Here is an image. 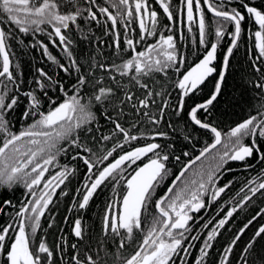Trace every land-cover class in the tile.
Listing matches in <instances>:
<instances>
[{
	"label": "snow or ice",
	"instance_id": "obj_1",
	"mask_svg": "<svg viewBox=\"0 0 264 264\" xmlns=\"http://www.w3.org/2000/svg\"><path fill=\"white\" fill-rule=\"evenodd\" d=\"M106 2L108 6L98 3L97 0H0V16L6 18L0 19V193H11L17 187H22L26 190L27 201H22L19 209L11 214L5 213V209L8 206L15 208L13 201H0V214L9 217L8 223L0 224V264H53L57 258L61 264H187L186 257L192 245L186 246L185 241L189 236L192 240L199 238L191 235L189 222L193 221L194 217L190 213H198L207 207L201 199L202 190H206V185L214 182L216 172L229 161L264 162V0L259 4L253 3L252 0H203V4L201 0H179V6L175 8L172 0H152V3L150 0ZM233 3L236 6L230 7ZM154 4L162 9V14L156 10ZM110 8L115 9V14ZM101 17L105 19L102 20ZM165 18L168 24H163ZM93 22L104 29L105 35L113 37L112 46L116 50L117 59H121L120 54L126 51H131L132 57L122 60L121 63L112 61L107 64L91 57L81 64L73 55L74 41L70 33L75 30L81 34L82 39L87 40L89 37L84 33L81 24L91 25ZM109 22L111 27H108ZM213 22L215 29L210 32ZM134 23L138 24V33L132 27ZM193 23L198 30L196 42L203 47L204 52L202 58L190 64L181 73L187 62V55L178 45V40L185 39L183 28L186 27L189 33L192 32ZM248 24H255L256 30H251ZM8 25L15 26L24 35L46 33L54 46L62 47L69 60L68 66L60 63L51 54L48 45L41 41L31 44L30 47H39L47 60L57 65L65 74H78L74 82L66 88L61 81L49 76L43 68L37 69L36 88L24 91L22 95L29 101L28 109L24 113L25 119L29 116H39V119L15 132L12 130L9 116L18 106L23 74L19 64H14L10 55V41L18 38L11 30L6 31ZM118 25L123 28V33L117 30ZM44 26H50L52 31H46ZM174 26L178 34L166 35L165 31L172 33ZM229 26L232 29L230 32ZM131 33H137L138 39H134ZM212 35L215 37L214 42L208 39ZM245 35L253 41L249 59L253 70L259 74V79L254 82L259 103L255 106L256 114L249 115L227 134H223L209 122L198 118V113L211 114V106L220 95L221 86L229 72L230 58L233 57L234 50L239 48ZM226 36L229 37V43L225 45L218 71L215 61L218 49ZM53 37L58 38V44ZM148 37H155L156 42L148 44L144 50L136 51L138 44ZM20 43L23 44V40H20ZM191 54L196 55L195 49ZM170 70L177 74L174 82L179 96L175 107L176 115L184 111L185 98L201 92L209 77L215 74L216 78L214 90L209 97L195 104L188 112L195 125L214 134V142L207 145L199 156L182 169L176 179L184 177L185 172L196 161L209 153H212L211 159L215 163L194 173L199 178L195 191H190L186 184L173 199L168 200L166 195L156 201L158 214L152 216L149 221L144 218V214L152 202L157 182L162 181L168 172L166 162L169 155L164 152L167 146L148 143L113 156L117 148H123V143H116L99 160H94L92 157L95 153L82 140V134L93 132L94 126L90 125L97 119L93 108L100 105L111 107L118 117L113 119L111 113H103L113 124V129L111 134L100 137L102 141H110L117 135H122L124 143L141 139L142 134L131 135L130 129L121 124L119 117L124 115V108L130 106L137 118L142 116L148 123L159 125L164 119L165 109L171 106L167 99L158 103L157 97L163 98L171 94L163 90L156 91L153 84L158 74L162 79L169 78ZM97 71L106 73L110 83L105 84V77L97 76ZM125 77L128 79L127 84L122 82ZM86 89L88 91H85ZM52 90L58 91L63 99L50 96L48 93ZM69 90L71 95L68 94ZM45 99L49 105L46 113L41 111ZM153 106L157 109L156 113L152 111ZM132 127H136V124L133 123ZM155 135L163 137L166 133L157 132ZM63 144L66 146H62ZM218 145L222 146L223 151L213 153V149H217ZM70 149L75 151L71 159L82 160L87 169L84 184L86 192L73 207L87 209L98 189L102 191V186H106V181L119 183L122 180L126 191L119 201V211L115 199L106 207L103 216V237L94 247L89 245L83 255L77 244H71L73 253L70 260L66 261L65 248L60 244L53 250L44 240L33 247V241L40 229L41 218L53 203L56 190L69 181L75 169L63 165V170L51 175L47 180L45 174L49 171V166L54 162L58 163L60 155H68ZM149 153L152 155L149 156ZM145 156H148L147 163L137 166L128 176L124 175L128 167ZM109 157H112L111 162L100 167L99 165L108 161ZM176 159L179 160V157ZM247 167L253 165L247 164ZM42 182L43 191L37 195L34 189ZM190 183L195 185L198 181L194 179ZM252 183L256 186L249 187L251 195L246 194L243 197L239 209L264 190V181L257 183L254 180ZM173 187L168 189L169 193L173 191ZM226 187L228 185L214 190L212 199H217ZM113 190L115 191V188ZM61 194L67 195V192L61 189ZM28 196L32 199H28ZM237 211L238 207H232L207 234L195 264H209L208 257L214 248V241L220 235L218 229H224ZM262 214L264 209L239 229L231 243L223 249L218 264H231L237 242ZM207 226L208 224H205L203 227ZM85 231L82 219H75L72 233L78 241L85 240ZM138 234H142L143 238L137 244ZM258 239L264 240V225L260 226L244 245L237 264H264V249L257 248ZM133 245L137 246L126 256L125 250Z\"/></svg>",
	"mask_w": 264,
	"mask_h": 264
},
{
	"label": "trees",
	"instance_id": "obj_2",
	"mask_svg": "<svg viewBox=\"0 0 264 264\" xmlns=\"http://www.w3.org/2000/svg\"><path fill=\"white\" fill-rule=\"evenodd\" d=\"M98 3L107 5L106 0H97ZM247 2V0H246ZM253 3L259 4L261 0H252ZM231 6H236L235 3L231 4ZM162 14L161 11H158ZM210 16V14H208ZM0 19H6L3 16H0ZM163 24H168L169 22L167 19H163ZM46 31H52L50 26H44ZM248 27L251 30H256V25L248 24ZM84 33L88 35V39H82L81 34L77 31H72L70 35L74 41L72 46L73 55L74 57L81 63L91 58L95 57L98 62L103 63H111L112 61H116V63H121L122 60H127L132 57L133 53L131 51H126L120 54L121 59H117V53L114 47L112 46V41L109 38V35L104 34V29L99 28L98 26L91 28V32H89V27L84 28ZM215 23L213 22L212 27L209 29L210 32H214ZM11 30L14 32L15 36L18 39H14L10 41V55L14 61V64H19L20 70L22 71V81L21 84V92L18 94L20 96L18 106L15 108L14 111L10 113L9 118L12 121V130L15 132L17 130H22L26 128L28 125L33 123L35 119H39V116L32 117L25 119L24 113L27 111L29 106V101L27 97H24L22 93L24 91H30L36 88L35 81L38 78L37 69L43 68L49 76H52L53 79L61 81L66 88H68L75 80L77 73L73 72L72 75H67L63 71H61L57 65L53 64L52 62L48 61L46 56L44 55L43 51L39 47H30L31 44L36 43L37 41H41L44 44L48 45L49 51L52 55H54L60 63L65 64L66 66L69 65V60L65 53L62 51V47L54 46L49 37L46 33H38L35 36L29 34L24 35L20 33L15 26L8 25L6 27V31ZM232 29L229 26L228 31L230 32ZM185 39L178 40V45L182 47V50L187 55V62L185 66L181 69V73H183L190 64H193L198 61V59L202 58L204 49L202 46L198 45L197 37H198V30L196 24L193 23L192 25V32L189 33L187 28H183ZM94 33V35H93ZM165 34H178L176 32L175 26L173 27V32L169 33L165 31ZM57 40V44L59 43L58 38L53 37ZM208 39L210 41L215 40L214 35L209 36ZM20 40H23V44L20 43ZM102 41V43H100ZM155 41L154 37H148L145 43H153ZM229 43V37L226 36L225 39L222 41L220 48L218 49L217 53V61L215 62L218 66L217 70L219 71V65L222 60L223 51L225 45ZM123 43L121 47L123 48ZM195 49L196 55H192V51ZM137 51H140V45L138 44ZM253 50V41L248 39L247 35H245L237 50H234V55L230 58V68L229 72L225 76V80L221 86V93L217 97V100L211 106V114L209 116L213 117L214 123H219L223 125L230 124L236 120H243L248 118L249 115L256 114L255 106L259 103L258 98V90L254 87V82L259 79V74L253 70L252 62L249 59L251 52ZM85 70H87L85 66ZM97 76H104L105 77V84H109L110 82L107 79V74L103 72H96ZM169 78H161L158 74L156 76V82L153 84V87L156 91L163 90L164 92L170 93V96L165 97H157V102H162V99H167L168 103L170 104V108L165 109L163 127L166 131L170 134L166 139H159V144L163 146H167L164 148V152L169 155V159L166 162V167L169 169V166L175 164L176 162L182 164L185 163V149H193V144H198L202 140V136L197 134L195 126H193L188 118V112L190 111L191 107L195 104L201 103L206 100L209 95L214 90V85L216 83L215 74L210 77L206 82L205 85L202 86V91L198 94L191 96L189 98H185V106L184 111L181 112L179 115H176L175 107L178 103V90L174 87V82L177 79V74L173 71H169L168 74ZM123 83L127 84L128 79L127 77L123 78ZM151 83V81H150ZM162 85V89H161ZM129 87L131 85L129 84ZM85 91H88L87 89ZM38 92V90H37ZM50 96H59L60 99H63V96L56 90L49 91L48 93ZM69 95L72 92L69 90ZM141 93L138 91V95ZM49 105L47 100H44L43 105L41 106V111L45 113L48 111ZM100 109V110H98ZM93 111L96 113V128H95V136L94 140L95 143L93 144V152L95 153L96 158H100L104 153V148H107L108 145L106 141H102L100 137L103 135H107L108 132L111 133L113 129V124L111 121L107 120L103 113L108 112L111 113L113 119H117L115 111L109 106L96 105L93 108ZM152 111L154 113L157 112L155 106H153ZM121 124H127L129 126L128 129L131 128L133 123L139 122V128L143 131H147V129H152L155 125H152L147 122L146 118L139 117L137 118L133 110L130 106H126L124 108V115L119 117ZM125 127V126H124ZM136 129L133 128L132 131ZM137 133V131H136ZM122 135L114 136L112 139V143ZM118 137V138H117ZM87 145L90 143L89 137L86 136L82 138ZM132 143L128 148L137 146H144L148 143L153 142L151 136H146V133L143 134L141 139L136 141H132ZM64 146V145H62ZM89 147V145H88ZM75 155V154H74ZM62 156L58 157V163L54 162L55 164L63 163ZM94 156V157H95ZM178 156L179 160L176 161L175 157ZM92 157V159H94ZM74 163L80 165L82 160L76 159ZM73 163V164H74ZM107 163V162H106ZM141 161H137L136 164L131 165L128 167L127 172L124 173L125 176H128L132 173L133 169L139 166ZM83 165V163L81 164ZM50 167V166H49ZM169 171V170H168ZM106 186H102V191L107 193L111 191L112 197L110 200H113L117 197L119 199L122 197L123 193L126 190V185L121 180L119 183H110L108 181L105 182ZM115 188V191L113 190ZM100 191V192H102ZM103 195L98 198H94L93 201L89 204L88 208L81 212V219L83 223V227L85 228V240L83 242L78 241V239L70 233V228H68L69 238H70V245L77 244L80 248L81 255L84 254L87 247L92 245L93 247L96 245L97 241H99L103 237V216L105 214V209L109 203L106 201V198H103ZM96 196V194H95ZM94 196V197H95ZM5 199H10L13 201V204L16 205L15 208L8 206L5 209V213L11 214L17 211L20 207V203L25 201L24 198V190L22 187H17L11 193L2 192L0 193V201ZM106 199V200H105ZM68 205L66 203H61L59 206V210L57 213L50 215L51 217H47L46 214L43 218V221H49V224L44 227V234H38L41 236L35 235L33 245H36L40 242V240H44L47 244H50L55 248L57 244L65 243L66 239V230L67 227L70 226L71 221H73L71 214L68 216L66 220L67 213L69 212ZM31 207V205H29ZM54 218V219H53ZM9 222V217L6 214H0V224H6ZM69 260L73 253V249L70 247L68 251ZM130 255V253H129ZM54 264H61L60 261L57 259Z\"/></svg>",
	"mask_w": 264,
	"mask_h": 264
},
{
	"label": "flooded vegetation",
	"instance_id": "obj_3",
	"mask_svg": "<svg viewBox=\"0 0 264 264\" xmlns=\"http://www.w3.org/2000/svg\"><path fill=\"white\" fill-rule=\"evenodd\" d=\"M201 2L203 4V0H201ZM150 3H152V0H150ZM172 5L174 8L179 6V0H172ZM104 6H108V4ZM153 6L156 8L157 11L162 12V9H160L158 5L154 4ZM110 11H113V13L115 14V9L110 8ZM101 19L103 20L105 18L101 17ZM96 26H98L101 29V27L95 24L94 22L91 25L84 24V23L81 24L82 28L83 27L84 28H88V27L94 28ZM108 27H111L110 22L108 24ZM132 27L137 30V33L139 32L138 24L134 23ZM117 30L123 33V28L119 25H118ZM137 33H131L134 39H138ZM109 36H110L109 38L111 39V41H113V37L111 35ZM145 42L146 40L139 43L141 50H144L146 46L150 44V43H145ZM154 42H156V38ZM188 118L191 124L195 126L196 128H198L196 129V131H198L197 134L201 135L203 138L201 142H199L198 144L197 143L193 144V149H185V153H187V155H185L186 157L185 163L180 164L176 162L175 164H172L171 166H169V169H168L169 171L167 172V175L164 177L162 181L157 182L155 191L152 194V202L148 207L147 213L144 214V218H146L149 221L151 220L152 216H155L158 214L155 208L156 201H158L167 192L170 185L172 184L174 179L177 177L181 169L189 161L193 160L197 155H199L201 151L207 145H210L214 142V134H212L210 130L201 129L199 126L195 125L193 121H191L189 116ZM198 118L206 122H209L214 127H216L218 130H220L223 134H227L231 128L235 127L237 124L247 119L245 118L241 121L236 120L230 124L223 125L217 122L214 123L213 117L203 112L198 113ZM135 124H136V127L131 126L130 128L131 135L140 136L142 134L143 136V134L146 133V136H151L152 140L157 143H159V139L164 140L170 137L169 136L170 134L163 127L162 121L159 125H155V127H153L152 129L151 128L147 129V131H143L141 128H139L138 126L139 122H136ZM90 126H94L93 132L86 134V135L82 134V138L88 136L90 140V143L88 145L90 148L93 149L94 147L93 144L95 143V140L93 137L95 136V128L97 125L94 121L93 125H90ZM124 126L125 128H129L127 124H124ZM133 128H135L136 130L132 131ZM157 132H164L166 133V136H163V137L156 136L155 134ZM109 134L111 133L108 132L107 135ZM118 139L119 140H116L113 143H112V140L106 141L108 147L103 149L105 154L107 151L111 150L112 147L116 143H123V148H117L116 152L113 153V156H118L120 154H123L124 151H131L135 147H141V146L135 145L134 147L128 148L132 143L134 144V142L124 143L122 136L119 137ZM245 142H247V139L245 140ZM63 145L66 146V144H63ZM218 150L223 151L221 145H218L217 149H213V153L217 152ZM74 154H75V151L70 149L68 155L62 156L63 163L50 166L49 171L45 174V180H47L48 178H50L51 175H55L59 171L63 170L61 167L63 165H67L69 168L75 169V173L73 176L69 178V181H66L64 185H61V188L56 190V194L53 196V203L49 205L48 210L45 212V215L46 214L48 215L47 217H51L50 215L58 212L59 207H60L59 205L61 203L69 204L68 205L69 212L67 213V216H66V220H67L68 216L73 210L71 214L73 221H71L70 226L67 227L66 239H65V243L63 244L64 246L60 244L62 247L65 248L64 255H65L66 261L69 260L68 251L70 248V244H69L70 238H69L68 228L71 227L70 228V233H71L72 224L74 220L78 218L81 219V212L85 210V209L81 210V209L73 207L74 203L79 202L82 199V195L84 194V192H86V189L84 188V184H85V176L87 173L86 166L84 164L81 165L83 162L80 165H77V163H74V160L71 159V156ZM148 155L151 156L152 154L150 153ZM211 157H212V153H209L207 156L203 157L201 160L196 161V163L193 164L188 169L187 172H185L184 177H181L175 183V186L173 187V191L167 195L168 200L173 199L177 192H179L182 188H185L186 184L188 185L190 191H195L199 184V178L195 176L194 173L200 171L202 167L206 169L209 164H214L215 162L212 161ZM94 160H99V159L96 158L95 156ZM111 160H112V157H109L108 161H105L104 164H101L99 166L103 167L107 163L111 162ZM138 161H141L139 165L141 166L142 164L148 161V156H145L141 160H138ZM247 164H252L253 167H247ZM93 171H95V169ZM194 179L198 181V183L195 185L190 183ZM254 180L257 183L264 181V162H261L259 160H249L247 162L229 161L227 164L222 165L220 170L216 172L214 176V182L211 184H207L206 190H202L201 192V199L204 201L207 207L204 209H201L200 212L198 213H190L194 217V220L189 222L191 226V235L198 236L199 238L197 240H192L191 236H189V239L185 241L186 246L188 244L192 245V247L189 248V255L186 257L187 264H195V261L199 258V249L203 246V241L206 239L207 234L212 230V228L216 226L217 222L220 219L224 218L226 212L231 210L232 207H238V211L234 213L232 218H230L228 224L225 226L224 229H218V231L220 232V235L214 241V248L213 250H211L210 255L208 257L209 264H218V261L222 256L223 249L229 243H231V240L233 239L234 235L239 231V229H241L253 216H256L257 213H259L262 209H264V195L261 194V193H264V190H261V192H258L255 196L252 197L251 200H249L247 203H244L242 209H239V205L243 202V197L246 194L251 195V193L248 191L249 187L256 186L255 184L252 183ZM225 185H228V187L225 188V191L221 193L217 199L213 200L212 199L213 191L221 187H225ZM61 189L66 191L67 195H62ZM23 190H24V198H25L26 190L25 189ZM77 190H79V192ZM34 191L37 193V195H39V193L43 191V182L41 183L40 186L36 187ZM100 191L101 190L98 189V192L96 196L94 195L95 197H93V199L97 198V196L99 198L105 192V191H102V192ZM111 193H112L111 191H108L107 193L103 195V198L107 199V200L105 199L106 201H108L107 203H110L112 201L110 200L112 197ZM124 194L125 192L123 193V195ZM121 198L120 199L119 197L115 198V200L117 201L116 207L118 211L120 210L119 201L121 200ZM28 199H32V197L28 196ZM93 199L90 201V203L93 201ZM44 217L41 218L40 229L36 233L37 238L38 236H40L38 234H41V235L44 234L43 233L44 227L49 224V221H46V220L43 221ZM209 221H211V223H208ZM43 224H45V226H42ZM205 224H208L207 228L203 227ZM262 225H264V214L258 216L257 219L253 221V223L244 232L240 241L237 242V245L232 253L231 264H237V261L241 255V250L243 249L244 245L253 237V234ZM186 235L188 234L186 233ZM142 238H143L142 234L137 235V244L139 243V240ZM47 245L51 249L56 250L58 244L55 246V248H53V246H51L50 244H47ZM35 246L36 245H33V247ZM136 246L137 245H133L132 247L127 248L124 254L126 256L129 255V253L131 254ZM257 248L264 249V240H261V239L257 240ZM55 261L53 262V264L55 263Z\"/></svg>",
	"mask_w": 264,
	"mask_h": 264
},
{
	"label": "water",
	"instance_id": "obj_4",
	"mask_svg": "<svg viewBox=\"0 0 264 264\" xmlns=\"http://www.w3.org/2000/svg\"><path fill=\"white\" fill-rule=\"evenodd\" d=\"M215 62H216V61H215ZM141 147H142V146H141ZM149 154H150V153H149ZM199 155H200V154H199ZM199 155H197V156H199ZM194 159H195V158H194ZM194 159H193V160H194ZM191 161H192V160H191ZM191 161H189V162H188V163H187L182 169H184V168H185V167H186ZM147 162H148V161H147ZM147 162H145V163H147ZM145 163H144V164H145ZM141 166H143V164H142ZM182 169H181V170H182ZM180 172H181V171H180ZM180 172H179V174H180ZM179 174L177 175V177L179 176ZM177 177H176V178H177ZM176 178L174 179V181L172 182V184L170 185V187H173V185L178 181ZM170 187H169V188H170ZM168 194H169V192H168V190H167V192H166L162 197H164V196H166V195H168Z\"/></svg>",
	"mask_w": 264,
	"mask_h": 264
},
{
	"label": "bare ground",
	"instance_id": "obj_5",
	"mask_svg": "<svg viewBox=\"0 0 264 264\" xmlns=\"http://www.w3.org/2000/svg\"><path fill=\"white\" fill-rule=\"evenodd\" d=\"M151 143H157V142H154V141H153V142H151Z\"/></svg>",
	"mask_w": 264,
	"mask_h": 264
}]
</instances>
